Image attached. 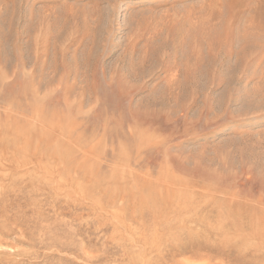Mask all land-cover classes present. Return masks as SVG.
<instances>
[{
  "label": "rangeland",
  "instance_id": "rangeland-1",
  "mask_svg": "<svg viewBox=\"0 0 264 264\" xmlns=\"http://www.w3.org/2000/svg\"><path fill=\"white\" fill-rule=\"evenodd\" d=\"M0 115V264H264V0H0Z\"/></svg>",
  "mask_w": 264,
  "mask_h": 264
},
{
  "label": "bare ground",
  "instance_id": "bare-ground-1",
  "mask_svg": "<svg viewBox=\"0 0 264 264\" xmlns=\"http://www.w3.org/2000/svg\"><path fill=\"white\" fill-rule=\"evenodd\" d=\"M2 70V69H1ZM5 73V72H4ZM3 78H4V75H3ZM15 81V80H14ZM37 84V83H36ZM63 84V83H62ZM39 86V85H38ZM32 88V87H31ZM35 88H36V85H35ZM58 88V87H57ZM69 88H70V86H69ZM27 89V88H26ZM37 89H39V87L37 88ZM65 89V88H64ZM34 90V89H33ZM33 90H32V93H33ZM70 90V89H69ZM71 91V90H70ZM25 92V91H24ZM35 92V91H34ZM39 93V92H38ZM71 93V92H70ZM83 93V92H82ZM97 93V92H96ZM26 94V93H25ZM42 94V93H41ZM23 95V94H22ZM30 95V94H29ZM82 95V94H81ZM27 96V95H26ZM38 96V95H37ZM65 96V95H64ZM67 97V96H66ZM57 99V98H56ZM68 99H70V98H68ZM81 99V98H80ZM64 100H66V99H64ZM37 101V100H36ZM55 101V100H54ZM28 102V101H27ZM30 102V101H29ZM56 102V101H55ZM102 102V101H101ZM4 103V102H3ZM24 103V102H23ZM14 104V103H13ZM69 104V103H68ZM58 105V104H57ZM5 106H7V105H5ZM93 107V106H92ZM27 108V107H26ZM59 109V108H58ZM58 109H56V110H58ZM61 109V108H60ZM80 109V108H79ZM14 110V109H13ZM43 110V109H42ZM101 110V109H100ZM31 111V110H30ZM6 112V111H5ZM33 112V111H32ZM31 112V113H32ZM82 112V110L79 112L78 111V113H81ZM97 112V111H96ZM101 111H99V113H100ZM36 113V112H35ZM51 113V112H50ZM95 113V112H94ZM103 113V112H102ZM48 114V113H47ZM96 114H98V112L96 113ZM40 115V114H39ZM38 115V116H39ZM85 115V114H84ZM83 115V116H84ZM94 115V114H93ZM1 116V115H0ZM32 116V115H31ZM42 116V115H41ZM86 116V115H85ZM97 116V115H96ZM99 116V115H98ZM0 118H2V117H0ZM40 118V117H39ZM101 118V117H100ZM83 119V118H82ZM1 120V119H0ZM85 120V119H84ZM37 121V120H36ZM50 121H51V119H50ZM44 122V121H43ZM49 122V121H48ZM60 122V121H59ZM103 122V121H102ZM29 123V122H28ZM51 123H52V121H51ZM27 124V123H26ZM30 124V123H29ZM78 124H80L79 123V121H78ZM105 124V123H104ZM113 124V123H112ZM12 125V124H11ZM40 125V124H39ZM45 125V124H44ZM58 125V124H57ZM30 126V125H29ZM94 126V125H93ZM105 126V125H104ZM115 126V125H114ZM70 127V126H69ZM78 127V126H77ZM112 127V126H111ZM9 128V127H8ZM11 128V127H10ZM82 128V127H81ZM58 129V128H57ZM129 129V128H128ZM74 130V129H73ZM111 130V129H110ZM134 130V129H133ZM14 131V130H13ZM54 131H55V129H54ZM79 131V130H78ZM77 131V132H78ZM94 131V130H93ZM14 133H15V131H14ZM80 133V132H79ZM97 133V132H96ZM11 134V133H10ZM61 135V134H60ZM103 135V134H102ZM132 135H134V134H132ZM62 136V135H61ZM80 136V135H79ZM52 137V136H51ZM98 137V136H97ZM61 138V137H60ZM83 138V137H82ZM120 138V137H119ZM53 140V139H52ZM46 141H47V139H46ZM49 141V140H48ZM92 141V140H91ZM96 141V140H95ZM56 142V141H55ZM101 142V141H100ZM59 143V142H58ZM94 143V142H93ZM118 143V142H117ZM53 144V143H52ZM72 144V143H71ZM99 146V145H98ZM88 150V149H87ZM87 152V151H86ZM105 157V156H104ZM31 159V158H30ZM33 161V160H32ZM60 185V184H59ZM58 185V186H59ZM180 211V210H179ZM217 213H219V212H217ZM167 214V213H166ZM175 214V213H174ZM188 214V213H187ZM183 215V214H182ZM192 215V214H191ZM169 216V215H168ZM175 216V215H174ZM176 217H177V215H176ZM176 217H174L175 219H176ZM189 217V216H188ZM178 219H180V218H178ZM181 219H183V218H181ZM180 219V220H181ZM189 219H191V218H189ZM197 219V218H196ZM184 220V219H183ZM195 220V219H194ZM194 220H192V221H194ZM198 220V219H197ZM197 220H195L196 222H198L199 223V221H197ZM165 221V220H164ZM172 221H175L176 222V220H172ZM179 221V220H178ZM191 221V220H190ZM149 222V221H148ZM204 222H205V220H204ZM192 223V222H191ZM162 224V223H161ZM170 224V223H169ZM187 224H189V223H187ZM208 225V224H207ZM160 226V225H159ZM158 226V227H159ZM157 228V227H156ZM222 229V228H221ZM179 230H181V229H179ZM217 230V229H216ZM225 230V229H224ZM182 231V230H181ZM184 232V231H183ZM213 233V232H212ZM201 234V233H200ZM217 234V233H216ZM184 235V234H183ZM140 236V235H139ZM187 237V236H186ZM157 238V237H156ZM192 238H193V236H192ZM196 238V237H195ZM190 239H191V237H190ZM160 241V240H159ZM143 247V246H142ZM200 247V246H199ZM198 247V248H199ZM200 249V248H199ZM191 250H193V249H191ZM189 250H187V253H189L188 252ZM195 250H193V252H194ZM197 251V250H196ZM175 252V251H174ZM178 252H180V251H178ZM176 254V253H175ZM185 254V253H184ZM196 254V253H195ZM193 260V259H192ZM183 261V260H182ZM207 263V262H206Z\"/></svg>",
  "mask_w": 264,
  "mask_h": 264
}]
</instances>
